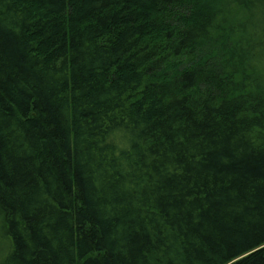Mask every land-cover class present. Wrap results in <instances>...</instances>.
Returning a JSON list of instances; mask_svg holds the SVG:
<instances>
[{"label":"trees","instance_id":"trees-1","mask_svg":"<svg viewBox=\"0 0 264 264\" xmlns=\"http://www.w3.org/2000/svg\"><path fill=\"white\" fill-rule=\"evenodd\" d=\"M0 264H264V0H0Z\"/></svg>","mask_w":264,"mask_h":264}]
</instances>
